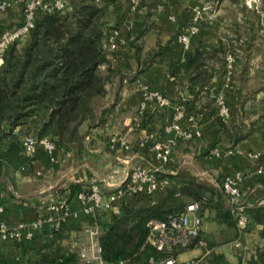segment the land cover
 Segmentation results:
<instances>
[{"label":"crops","instance_id":"0c3cea01","mask_svg":"<svg viewBox=\"0 0 264 264\" xmlns=\"http://www.w3.org/2000/svg\"><path fill=\"white\" fill-rule=\"evenodd\" d=\"M65 1L68 4V0ZM109 1L112 16L105 42L107 46L108 38L113 37L117 45L108 54L118 74L107 83L106 96L97 101L98 113L104 120L83 124L80 131L85 135L84 148L58 147L57 161L54 162L42 149L34 156L24 150L22 138L28 128L33 127L32 120L26 126L13 129L15 138L0 144V205L4 208L3 218L10 227L48 213L52 199H68L71 207L78 209L76 193L80 188L96 183L106 193L117 190L132 167L149 168L155 161L147 142L149 132H154L162 141L173 139V162L163 168V177L172 179V175L179 174L220 186L226 174L241 171L246 195L263 185L264 29L257 31L252 45L247 43L246 33L236 40L230 37L234 32L233 19L243 24L247 19L256 22L257 15L264 18V11L255 4L252 9H235L234 17H230L224 10L222 15L221 8L217 9L221 0H199L205 3L203 11L192 6L193 0H163L147 17L148 9L143 0ZM242 3L244 6L245 1ZM213 4H216L214 12L211 11ZM189 8L195 11L194 20L199 18L208 21L209 25L199 27L191 34V44L187 48L179 40V35L187 31L181 23ZM17 17L15 5L3 15V19L10 23ZM147 23L149 27L145 30ZM135 44L139 46L138 51ZM221 45L226 47V60L229 55H236L232 86H224L227 74L224 72L222 78L214 76L203 92L213 91L221 83L220 92L223 90L226 94L231 112L228 121L218 116L217 101L205 99L200 104L204 116L196 127L199 131L197 137L188 138L175 131H167L164 119L153 118L143 127L141 122L137 125L136 120L142 121L145 112L153 114L162 107L156 100H151L146 111L141 113L145 92L163 94L175 73L183 76L181 66L190 52L196 48L218 52ZM150 52L151 57L148 56ZM144 63L147 67L138 74ZM214 64L216 68L220 65ZM179 105L186 110L181 125L188 129L189 115L195 111L186 98L176 104L177 110ZM256 153L261 154L259 158L254 157ZM260 168L262 172H259ZM165 192L159 191L155 199ZM149 201L143 196L129 195L119 198L115 208L96 211L87 218L69 219L60 231L46 223L32 230L30 239L17 241L0 237V264H37L44 257L60 259L69 253L79 255L82 246L89 241L88 229H100L102 223L126 206L143 205ZM225 203L230 208L228 196ZM213 215L209 211L204 213L202 229L217 237L218 225L211 219ZM224 233L223 229V237ZM242 242V249H235L231 241L220 246L218 251L223 252L232 264H248L256 246L262 244L259 227L254 224ZM188 252L190 255L187 257L181 258L185 252L180 254L179 260L201 254L200 248ZM77 264H81L80 260Z\"/></svg>","mask_w":264,"mask_h":264},{"label":"trees","instance_id":"16d2710c","mask_svg":"<svg viewBox=\"0 0 264 264\" xmlns=\"http://www.w3.org/2000/svg\"><path fill=\"white\" fill-rule=\"evenodd\" d=\"M236 2L242 3L240 0ZM162 3L163 0H143L148 9L146 16H150ZM262 4L264 11V1ZM243 7L247 9L246 5ZM194 14L192 8L185 11L182 28L209 25L208 21L194 20ZM111 16L109 0H68L65 11H40L28 37L6 49L0 66V144L15 138L14 128L26 126L32 120L34 125L25 134H33L39 139L49 137L58 147L84 148L85 135L80 127L104 120L98 113L97 101L106 96L107 83L118 74L112 66L105 42ZM5 23L4 19L0 21V32L6 27ZM232 23L234 32L230 38L236 40L246 33L249 45L254 44L257 31L264 29L261 15H257L256 22L247 19L243 24L233 19ZM135 46L138 51L139 46ZM226 51V47L221 45L218 52L206 48L190 52L181 66L183 76L175 73L163 93L167 102L156 113L145 112L141 126L153 118L164 119L165 124L171 123L177 113L176 104L183 98L188 99L195 116L202 114L201 102L205 99L215 102L220 93L221 83L213 91H203L214 76L222 78L227 72ZM151 55L152 52L148 56ZM233 57L236 60V55ZM214 63H219V67L216 68ZM146 67L144 63L138 74ZM171 178L166 192L157 196L154 202L126 206L100 225L98 240L104 258L123 259L126 264H150L151 258L178 257L201 247L203 253L197 257V264H232L218 248L224 243L243 240L244 236L240 235L232 211L225 203L227 194L222 189V180L220 186H216L179 174ZM262 184L245 196L251 228L254 224L258 226L262 239L248 264H264V203H261L264 181ZM191 201L199 203L202 217L206 211L214 213L211 219L218 225L222 237L225 230L221 241L214 233L201 229L188 245L176 247L171 252L158 250L147 243L150 219L169 221L185 210ZM79 260L80 255L69 253L60 259L44 257L37 264H77Z\"/></svg>","mask_w":264,"mask_h":264},{"label":"built area","instance_id":"2783aa9c","mask_svg":"<svg viewBox=\"0 0 264 264\" xmlns=\"http://www.w3.org/2000/svg\"><path fill=\"white\" fill-rule=\"evenodd\" d=\"M13 5L17 7L20 16H18V20L11 24L5 23L6 27L0 32V66L3 63L6 49L11 44L24 41L28 37L35 26L36 16L40 11H65L68 6L65 0H2L0 1V21L3 20L4 13ZM198 30L199 27L197 26L190 27L186 32L179 35V40L189 48L191 34ZM116 46L113 37L108 38V51L116 48ZM234 64L233 55H229L227 57L225 87L230 88L232 86ZM144 98L141 104V113L146 111L148 101L156 100L159 105H163L166 101L163 94L158 91H147ZM216 101L218 116L222 120L228 121L231 112L223 90L219 93ZM185 115V108L179 105L173 121L166 124L165 129L175 131L179 135H186L188 138L197 137L199 131L196 127L203 118V113L198 117L194 114L189 115L190 127L188 129H185L180 122ZM140 122V119L136 120L137 125H140ZM148 138H150L149 141ZM115 141L113 140V142ZM147 142L155 158L149 168L132 167L120 187L110 193L103 191L101 186L96 183L83 188L76 193L78 209H73L68 199H52L48 206V213H41L32 221H22L17 226L10 227L3 218L4 208L0 205V237L17 241L30 239L33 236L32 230L39 229L46 223H50L56 231H60L69 219L79 218L80 216L81 218H87L96 211L110 210L115 208L114 205L119 198L129 195L143 196L154 202L156 194L161 190H166L171 184V179L163 177L162 173L163 168L173 162V139L162 141L157 138L154 132H149ZM22 145L28 155L34 156L42 149L47 153L50 161H57L58 146L49 137L39 139L33 134H25L22 138ZM125 146L129 148L127 144ZM260 155V153H256L254 157L259 158ZM259 172H262L261 168ZM243 182L244 174L241 171H235L226 174L221 185L228 196L230 209L241 236H245L251 230L250 217L247 212L248 205L245 200L246 194L242 187ZM202 225L203 217L199 214V203L191 201L185 210L171 217L169 221L150 219L147 223L149 229L147 243L158 250L171 252L176 247L188 245L193 238L198 236ZM88 232L89 241L82 246L79 252L81 264H126L123 259L106 260L98 240L99 229L90 228ZM201 245H204V242H201ZM232 246L237 250L242 249L243 242L238 239L232 243ZM197 257L187 260H179L178 257L174 256L163 259L151 258L150 264H197Z\"/></svg>","mask_w":264,"mask_h":264},{"label":"rangeland","instance_id":"374dc122","mask_svg":"<svg viewBox=\"0 0 264 264\" xmlns=\"http://www.w3.org/2000/svg\"><path fill=\"white\" fill-rule=\"evenodd\" d=\"M240 1H242V0H240ZM243 1H245V4L244 5H246V7H248L249 9H252V7H254L255 4H257L258 8L260 10H262V7H263L262 2L264 0H243ZM237 2H236V0H234V1L233 0H221V2L219 3V5L217 4L218 5L217 6V9L219 10L221 8V14L222 15H223V10H224L227 14H229L230 17H234L233 15H234L235 9H237V10H242L243 9L244 10V7L242 6L243 3L242 4L240 3V5H239V3H237ZM214 10H216V4H213L211 6V11L214 12ZM244 12H246V11H244ZM19 14H20V12L18 11V16H20ZM18 19H19V17H17V20ZM5 22L8 23V24H11L10 22H7V21H5ZM215 233H216V235L218 237V240L221 241L223 239V237L219 233V227H218V229L216 230ZM200 250H201V254L200 255H202L203 248L200 247ZM189 255H190V252L187 251L184 254H182L181 258L187 257Z\"/></svg>","mask_w":264,"mask_h":264},{"label":"water","instance_id":"95a60500","mask_svg":"<svg viewBox=\"0 0 264 264\" xmlns=\"http://www.w3.org/2000/svg\"><path fill=\"white\" fill-rule=\"evenodd\" d=\"M192 6L198 8L200 11H203L205 8V3L200 2L199 0H193Z\"/></svg>","mask_w":264,"mask_h":264}]
</instances>
